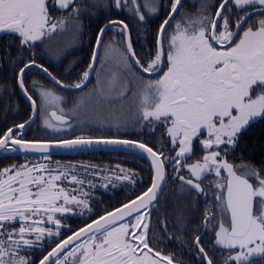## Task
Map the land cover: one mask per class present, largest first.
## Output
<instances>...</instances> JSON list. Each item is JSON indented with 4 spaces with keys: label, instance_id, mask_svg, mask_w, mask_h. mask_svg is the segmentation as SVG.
<instances>
[{
    "label": "snow or ice",
    "instance_id": "1",
    "mask_svg": "<svg viewBox=\"0 0 264 264\" xmlns=\"http://www.w3.org/2000/svg\"><path fill=\"white\" fill-rule=\"evenodd\" d=\"M54 6L59 18L47 0H0V92L8 110L19 96L31 112L0 125V151L50 161L53 149L95 147L144 165L29 160L0 168V264H184L174 243L195 252V264H264V164L229 158L242 133L264 120V0H199L194 12L185 0ZM92 26L90 60L58 74L53 61L67 49L50 42L70 32L76 43ZM142 33L150 34L143 43ZM29 75L40 79L29 84ZM37 117L50 138H26ZM93 119L137 134L69 138ZM116 180L127 181L125 198L94 211L97 184ZM169 183L173 198L161 206ZM210 193L214 204L200 212ZM69 214L86 216L83 225L72 228Z\"/></svg>",
    "mask_w": 264,
    "mask_h": 264
},
{
    "label": "flooded vegetation",
    "instance_id": "2",
    "mask_svg": "<svg viewBox=\"0 0 264 264\" xmlns=\"http://www.w3.org/2000/svg\"><path fill=\"white\" fill-rule=\"evenodd\" d=\"M49 8L52 9V16L54 18H59L60 12L57 10L54 6V0H47ZM185 11L194 12L196 8L199 5V0H185ZM125 15H127L125 13ZM256 17H254L255 19ZM104 21L103 18H100V23L103 24ZM157 20H154L151 26H154L156 24ZM97 31V29L92 27H85L84 29V36L82 40L77 41L76 43L72 42V36L71 33H66L63 36H57V38L50 42L53 46H60L63 48H66L67 51L64 53V55L61 57V61H53V66L58 74H63L65 69L72 64L74 61H88L91 58V47L94 46L95 41L94 39H91V37L94 35V33ZM4 34H0V44L6 43V41L3 39ZM111 35V33H109ZM145 35L149 36L150 34H141V43L144 42L143 38ZM133 40H136V31L135 27L133 30ZM137 49L139 50V45H137ZM97 66H99V61L97 62ZM80 67H83L81 65ZM76 72L80 71V68L77 67L75 69ZM37 79H40V77L33 75ZM96 83V75L93 73L91 82L89 84V88H91ZM67 93V92H65ZM69 99H75V94H72ZM38 118V117H37ZM262 124L263 125V131L261 130V133L264 136V120H261L257 118L255 122L251 124ZM40 128L43 131H46L48 133L49 130L45 129L41 126ZM31 129V128H30ZM29 129V130H30ZM249 127L242 133L241 137L244 134H247L249 137L253 136L252 133H247ZM28 130V131H29ZM136 131L133 130L131 127L127 130H121L119 133L116 132L114 128H110L107 124H100L95 119H93L92 122H88L83 125H77L75 127V131L69 133V138H75V136H92L93 138L100 137V136H133L135 137ZM52 135V133H50ZM7 153V152H6ZM9 154V153H7ZM40 155H4L0 157V168L3 167H9L12 164H23L31 160L33 163L40 162V163H51L55 164L56 161H60V163L63 164H74V165H81V164H90V165H99L102 169H113L116 170V165L119 164L121 167L125 169H131L134 171H139L140 168L144 165V160L134 157L132 155H129L123 151H110V150H95V151H74L69 154H66V156H51L50 161H45L42 158H40L38 161L36 157H39ZM230 160L235 162L236 164L244 163L240 161L239 158V149L238 146L229 154ZM81 174H83V170H81ZM139 179V177H138ZM127 184V181H115V187L112 186V184H109L108 188H104L100 186V184H97V187L95 191L92 193L91 199L95 201L93 203L92 207L94 211L96 212H102L105 207H108V203L111 200H114L116 202L123 200L125 198V195L127 194V190L124 188V185ZM131 187V185H129ZM172 188L171 183H169L164 190V195L161 196V206L164 205V197L169 198V203H171V200L173 198V193L170 191ZM139 190V189H137ZM215 202V196L213 193H210L208 196L207 202H204V198L201 197V202L199 203L198 210L200 212H203L204 210H210L212 204ZM156 213L153 214L152 222L153 225L155 224L156 219ZM85 217H81L78 214L73 215L69 214V220L67 221L68 224L72 228H77L78 226H82ZM207 243V241H205ZM54 246V245H53ZM173 247L176 249V256L177 258H183L184 264H195L196 260V254L195 252L190 251L187 247L181 248L178 243H174ZM50 250V249H49ZM171 250V249H170ZM46 254V253H45ZM42 258V257H41ZM38 264V261H37ZM217 264H222V260H218Z\"/></svg>",
    "mask_w": 264,
    "mask_h": 264
},
{
    "label": "trees",
    "instance_id": "3",
    "mask_svg": "<svg viewBox=\"0 0 264 264\" xmlns=\"http://www.w3.org/2000/svg\"><path fill=\"white\" fill-rule=\"evenodd\" d=\"M160 21L157 20L154 26H150L155 28L158 26ZM29 84H31L32 80L36 78L33 75H29L27 77ZM65 96H68V93H64ZM8 100L3 92H0V125L12 126L13 120L18 122H22L26 119L30 114V105L26 103L23 98L16 97L13 101L12 110H8L7 108ZM263 125L258 123L249 127L247 133H252L253 136H248L244 134L239 141L238 149H239V158L241 162L244 163H252L254 165L264 164V136L261 133L263 131ZM26 138L31 140L33 138L37 140L48 139L52 135L50 133L43 131L40 128V119L37 118L36 123L31 127L29 131L26 133ZM69 154V153H68ZM57 155V154H55ZM51 155V156H55ZM57 156H66V154H58ZM164 195V193H163ZM117 202L111 200L108 205H114ZM259 264V261H257Z\"/></svg>",
    "mask_w": 264,
    "mask_h": 264
},
{
    "label": "water",
    "instance_id": "4",
    "mask_svg": "<svg viewBox=\"0 0 264 264\" xmlns=\"http://www.w3.org/2000/svg\"><path fill=\"white\" fill-rule=\"evenodd\" d=\"M78 91V90H77ZM26 103H28L29 105H30V102H27L25 99H23ZM34 125V124H33ZM32 125V126H33ZM31 126V127H32ZM29 130V128H26V130H25V133L27 132ZM17 131H19L18 129H17ZM95 150H106V149H104V148H99V149H97V148H95V147H93V148H91V149H78V150H75V151H95ZM71 152H74V151H65V150H58V149H53L52 150V153H51V155H55V154H68V153H71ZM124 152V151H123ZM15 155V156H17V155H40V154H32V153H28V154H24V153H9V154H7L6 152H4V151H0V157L1 156H4V155Z\"/></svg>",
    "mask_w": 264,
    "mask_h": 264
}]
</instances>
